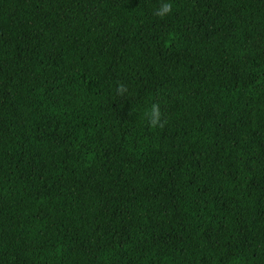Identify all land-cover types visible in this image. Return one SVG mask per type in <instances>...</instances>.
I'll return each instance as SVG.
<instances>
[{
	"label": "trees",
	"instance_id": "obj_1",
	"mask_svg": "<svg viewBox=\"0 0 264 264\" xmlns=\"http://www.w3.org/2000/svg\"><path fill=\"white\" fill-rule=\"evenodd\" d=\"M0 0V264H264V0Z\"/></svg>",
	"mask_w": 264,
	"mask_h": 264
},
{
	"label": "clouds",
	"instance_id": "obj_2",
	"mask_svg": "<svg viewBox=\"0 0 264 264\" xmlns=\"http://www.w3.org/2000/svg\"><path fill=\"white\" fill-rule=\"evenodd\" d=\"M173 5L170 0H166V2L162 3L161 6L156 9L155 15L160 18H164L172 13Z\"/></svg>",
	"mask_w": 264,
	"mask_h": 264
}]
</instances>
